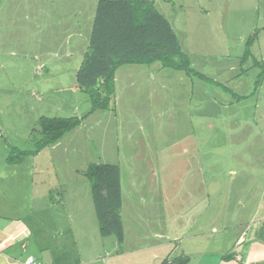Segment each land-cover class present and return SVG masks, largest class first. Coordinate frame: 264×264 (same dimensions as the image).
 Wrapping results in <instances>:
<instances>
[{"label": "crops", "instance_id": "obj_1", "mask_svg": "<svg viewBox=\"0 0 264 264\" xmlns=\"http://www.w3.org/2000/svg\"><path fill=\"white\" fill-rule=\"evenodd\" d=\"M98 1L0 0V42H17L16 45L6 43L7 47L2 48L3 51L0 50V86L3 94L0 98L3 106H0V121L3 126H6V122L10 120L15 121L16 124L9 131L15 133L18 130L16 136L20 144L34 134L35 126L41 116L79 117L81 123L66 132L63 137L73 131H79L81 127L86 128L87 132L95 133L97 119L90 117L96 114L95 117L99 118L103 113L112 117L115 110L120 112L123 110L127 119L136 123L134 114L137 112L133 111L130 104H142V100L147 98L142 96L143 90L153 91L157 88L159 96V90L166 87L167 78H171L175 73H183L163 67L158 61L149 65H122L115 72V88L109 107L104 110H92L88 94L76 82V72L88 47ZM153 1L155 8L171 24L166 13L161 11L165 9V3L171 4V0L161 1V4ZM237 1L236 16L229 18L226 12L227 0H224L225 11L220 13V18L212 19L213 23L232 26L228 30L225 27L221 40L223 43L225 40L227 44L232 40L237 48L232 44H224V49L218 57L216 53L219 50L213 52L207 46V55L212 60L209 62V69L200 72L206 78L197 76L190 78L184 73V78L178 81L179 84L184 79L189 81L191 92L189 101L195 106H198L202 100L206 103H214L215 95L221 97L222 103L226 106L239 105L248 97L255 110L264 106V0ZM197 4L196 2L195 8L198 14L200 12ZM251 4L253 8L250 7ZM179 6L173 5L172 8L180 9ZM210 9L214 10L212 5ZM233 9H236L234 5ZM247 10L252 12L251 16L244 14ZM206 13L209 14L210 10ZM173 14L177 15L176 12ZM204 24L209 25L207 19ZM244 29L247 31L241 32ZM232 31L237 32V37L231 34ZM255 31L257 34L249 46L248 55L245 56L246 40ZM191 33L193 38L194 30ZM24 40L31 42L30 49H21L24 52L20 53L14 51L13 49ZM196 40L198 39H191L192 50L195 49ZM197 48L203 49V44L200 43ZM243 67L255 68V76H259L258 81L253 78L248 79ZM247 81L252 83L250 91H244L243 85H246ZM224 90L226 92H223ZM157 102L156 110L162 115L164 100ZM67 103L72 113H66L67 111L63 109V105ZM81 106L85 109H81ZM140 112L136 115L141 118ZM183 120L184 116L179 115L177 121L182 123ZM1 136L0 128V138ZM161 136H163L162 131H158L159 140ZM130 138L134 144L133 135H130ZM138 139L142 137L138 136ZM62 143L61 139L51 145V148L56 149ZM29 145L26 143L21 150H33L34 148ZM115 145L119 148L120 144ZM2 151L5 152L3 156L6 162L10 152L6 153V148ZM119 152L117 150L118 157L114 162L101 163L118 164ZM127 153L130 164L143 163L146 158L145 148L141 143L137 149L132 147ZM32 160L31 154L16 163L7 162L10 168L7 164H0V264H26L29 256H33L43 264H176L178 260H184L181 264H185L189 259L179 256L175 261L171 256L177 248L174 242L176 236L188 228L187 232L195 235L185 239L198 241L204 238L197 233V229L201 230L202 227L197 225L196 219L192 221L193 223L187 222L186 229L182 231L178 218L175 217L174 223L169 222L164 228L155 229L151 234L152 239L148 242L131 245L127 237L126 220L122 214L125 195L120 172L123 241L119 244L114 236H102L99 231L97 233V216L91 189L80 194L79 186L75 182L69 185L61 182L56 175L48 184L51 187L50 193L40 189L37 191L35 169H38V164H26ZM94 160L93 162L97 163V158ZM49 166L56 169L54 164H47V167ZM119 170L121 171L120 168ZM130 180V187L135 186V182ZM41 181L44 182V179ZM87 183L90 186L86 181H80L78 184ZM131 193L127 194V216L134 213L133 208L129 210L128 207L134 205L142 195ZM208 197L209 195L206 194V198L202 199L206 200ZM186 200L190 201L189 198ZM192 200H196L195 196H192ZM186 208H189L191 216L199 213L197 210L193 212V209H197L194 203ZM250 221L253 228L249 238L238 237L234 245L240 246V249L222 253L217 264H264V182ZM170 231L175 235L173 239L170 238ZM203 251L208 250L203 249ZM227 254H232L233 257L230 260L223 259Z\"/></svg>", "mask_w": 264, "mask_h": 264}, {"label": "rangeland", "instance_id": "obj_2", "mask_svg": "<svg viewBox=\"0 0 264 264\" xmlns=\"http://www.w3.org/2000/svg\"><path fill=\"white\" fill-rule=\"evenodd\" d=\"M155 1L161 4L164 0ZM196 2L200 12L198 14H203L202 16L196 12ZM173 5H180V9L172 8ZM211 5L214 10L210 9ZM233 5L236 9H233ZM224 7V0H171V4L165 3V9L161 10L170 20L181 50L189 58L190 67L196 71L205 72L209 69L212 58L207 55V46L213 52L219 50L216 53L219 57L224 44H227L221 38L225 27L228 30L232 26L212 22V19L220 18V13L225 11ZM250 7L253 8V4ZM207 10H210L209 14L206 13ZM226 12L230 19L236 16L238 1L227 0ZM244 14L251 16L252 12L247 10ZM206 19L209 25L204 24ZM193 30L195 33L192 38ZM246 31L244 29L241 32ZM231 34L237 37L236 31ZM195 38L198 40L194 42L195 49L192 50L191 39ZM6 43L17 44L0 42V50L7 47ZM20 43L13 49L17 53L31 47V42L27 40ZM200 43L203 44V49L198 50ZM228 44L237 48L232 40ZM243 70L248 79L259 78L255 76V68L243 67ZM184 73H175L167 78L166 87L159 90V96L157 88L153 91L143 90L142 96L147 98L142 100V104H130L133 111H141L140 115L142 114V119L137 117V113L134 114L136 123L128 120L123 110H115L112 117L103 113L96 118L95 114L90 117L97 119L95 133L87 132L86 128L81 127L79 131L62 137L63 143L60 147L52 149L51 145L45 146L38 153H34L33 160L26 164H38V169H35L37 191L40 189L50 193L51 187L48 184L57 175L61 182L69 185L75 182L79 186L78 193L81 194L90 189L88 183L78 184L80 181L89 182L84 175L87 166L95 161L94 158H97V162H114L119 150L117 165L121 169L125 195L122 214L126 220L129 243L141 245L148 242L155 229L160 230L169 222L174 223L175 217L178 218L182 231L186 229L187 222L193 223L196 219L197 225L202 227L201 230L197 229V233L204 238L198 241L185 239L195 235L187 232V228L174 239L177 248L171 256L175 261L179 256L189 259L185 264H217L222 253L240 249V246L234 245L238 237L248 239L252 232L251 213L257 206L264 182V106L255 110L249 97L239 105L226 106L218 95L213 96L214 103L202 100L195 106L189 101V81L184 79L178 83L179 79L184 78ZM189 76L194 78L193 75ZM243 87L244 91H250L252 83L247 81ZM2 95L0 86V98ZM161 99L164 100L162 115L156 110L157 101ZM81 107L85 109L84 106ZM63 109L66 113H72L69 103L64 104ZM179 115L184 116L182 123L177 121ZM15 124L14 120H10L3 126L0 121V164H7L8 168L10 164L4 160L3 148H6V153L12 149H22L26 143L34 148L35 142L41 137L36 125L34 134L20 144L16 136L18 130L15 133L9 131ZM158 131L163 133L160 140L157 137ZM130 135L135 139L134 144ZM138 136L142 139H138ZM116 143L120 144L119 148ZM140 143L145 148L146 158L143 157V163L130 164L127 151L132 147L137 149ZM47 164H54L56 169L47 167ZM130 179L135 182V186L130 187ZM129 192L142 194L134 205L128 207L129 210L133 208L135 213H131V216H127ZM206 194L209 197L203 200ZM191 195L196 200L191 201ZM188 198L190 201L186 200ZM192 203L197 206L193 212L199 211L196 216H191L189 208H186L192 206ZM98 231L97 225V233ZM169 233L173 239L175 235L171 231ZM203 249L208 251L204 252Z\"/></svg>", "mask_w": 264, "mask_h": 264}, {"label": "trees", "instance_id": "obj_3", "mask_svg": "<svg viewBox=\"0 0 264 264\" xmlns=\"http://www.w3.org/2000/svg\"><path fill=\"white\" fill-rule=\"evenodd\" d=\"M256 32L246 40L245 56L249 53ZM157 61L163 67L206 78L190 67L189 58L181 50L171 24L155 8L153 0H99L88 47L76 72V82L88 94L91 109L104 110L109 107L118 67L125 64L149 65ZM80 121L77 116H41L37 122L41 137L35 142L34 149H12L7 162L16 163L27 155L38 153L45 146L57 143ZM84 175L90 182L100 234L112 235L119 244L122 243L119 166L92 162ZM232 257V254H227L223 259L230 260Z\"/></svg>", "mask_w": 264, "mask_h": 264}, {"label": "built area", "instance_id": "obj_4", "mask_svg": "<svg viewBox=\"0 0 264 264\" xmlns=\"http://www.w3.org/2000/svg\"><path fill=\"white\" fill-rule=\"evenodd\" d=\"M26 264H43V263L35 259L33 256H29L26 259Z\"/></svg>", "mask_w": 264, "mask_h": 264}, {"label": "water", "instance_id": "obj_5", "mask_svg": "<svg viewBox=\"0 0 264 264\" xmlns=\"http://www.w3.org/2000/svg\"><path fill=\"white\" fill-rule=\"evenodd\" d=\"M184 260H178L176 264H181Z\"/></svg>", "mask_w": 264, "mask_h": 264}]
</instances>
